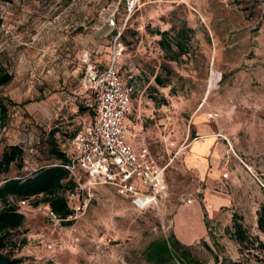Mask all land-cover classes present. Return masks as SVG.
<instances>
[{
  "label": "rangeland",
  "instance_id": "obj_1",
  "mask_svg": "<svg viewBox=\"0 0 264 264\" xmlns=\"http://www.w3.org/2000/svg\"><path fill=\"white\" fill-rule=\"evenodd\" d=\"M110 15L122 23L124 0H0V68L12 75L0 86V160L10 145L23 149L0 185L54 163L52 141L69 154L75 132L93 121L95 102L80 80L87 63L110 56ZM183 29L190 31L177 47ZM121 40L132 140L165 166L167 196L137 211L100 185L69 224L50 218L41 195L10 199L25 218L11 231L19 264H264L256 224L264 201V0H140ZM204 128L213 144L200 172L186 157L206 139ZM205 194L227 202L212 209ZM235 214L244 244L232 233Z\"/></svg>",
  "mask_w": 264,
  "mask_h": 264
},
{
  "label": "built area",
  "instance_id": "obj_2",
  "mask_svg": "<svg viewBox=\"0 0 264 264\" xmlns=\"http://www.w3.org/2000/svg\"><path fill=\"white\" fill-rule=\"evenodd\" d=\"M139 2L124 0L126 16L122 23L115 15L106 19L107 25L115 29L107 63L103 68L87 63L82 73L80 85L94 98L96 115L91 125L78 130L70 140L69 162L64 167L75 188L68 195L72 210L68 219L84 213L93 189L100 185L112 186L137 211L154 207L167 196L165 166L159 165L145 143L135 148L127 142L132 89L121 72L126 49L121 36ZM207 116L214 119L217 114ZM221 176L226 179L228 173L223 172ZM191 201L187 199V203ZM47 211L50 218L57 220L49 209ZM45 248L53 250L54 247L46 243Z\"/></svg>",
  "mask_w": 264,
  "mask_h": 264
},
{
  "label": "trees",
  "instance_id": "obj_3",
  "mask_svg": "<svg viewBox=\"0 0 264 264\" xmlns=\"http://www.w3.org/2000/svg\"><path fill=\"white\" fill-rule=\"evenodd\" d=\"M190 29L178 31L173 38L177 47L182 46V39L186 38V32ZM161 42L164 41L168 32H162ZM170 48V42L167 43ZM174 59V57H173ZM12 75L0 68V86L7 84ZM155 82L163 85L160 77L155 76ZM8 100V99H7ZM0 112H6V106L0 99ZM51 154L54 163L49 166H43L36 170L28 177L7 178L0 185V202L3 208L0 210V264H19L21 258L14 254V250L18 249L19 241L13 238L11 231L17 230L24 224V215L19 212L17 206L9 200L27 201L30 198L42 196L40 199L45 203V207L54 215L55 219L61 222L71 223L68 217L72 214V210L68 205V195L74 191L75 184L70 176L69 171L64 167L69 162V154L58 148L52 141ZM23 149L18 145L8 146L2 153L0 160V173L8 172L10 166L15 164L22 158ZM240 217L236 214L232 218V233L239 244H244L248 239L247 232L239 221ZM257 229L264 234V201L257 210L256 219ZM257 239V238H255ZM161 250L170 253L171 249L166 241L157 243ZM261 249L264 244L258 241ZM152 256L150 257V259ZM149 259V260H150ZM229 264H242L240 261H231Z\"/></svg>",
  "mask_w": 264,
  "mask_h": 264
},
{
  "label": "crops",
  "instance_id": "obj_4",
  "mask_svg": "<svg viewBox=\"0 0 264 264\" xmlns=\"http://www.w3.org/2000/svg\"><path fill=\"white\" fill-rule=\"evenodd\" d=\"M107 61L104 63V65H96L99 68H103L106 65ZM88 93V92H87ZM89 96L94 99L92 97V95L90 93H88ZM95 102V100H94ZM95 115H96V103H95V114L93 117V121L95 119ZM93 121L88 124L87 126L83 127L87 128L89 125H91L93 123ZM129 122V120H128ZM81 130V129H79ZM203 136L206 138L205 140H201V141H195L194 143H192V145H190L191 147H189V151L187 152V157H186V162L189 166L194 167L196 169H198L200 172H202L205 168V162L206 160L204 159L205 155H208L211 152V146L213 144V140L211 138H209V131L207 132L206 128L203 129ZM78 131V130H77ZM76 133V132H75ZM208 135V136H205ZM197 138H195L196 140ZM127 142L131 145H133L135 148H139L143 143H141L140 145H137L134 140H132V133L129 129V133H128V138H127ZM145 145L148 147V145L145 143ZM149 149V147H148ZM150 151V150H149ZM151 153V152H150ZM152 155V154H151ZM203 200L207 202V204L212 208L215 209L218 205L223 204L225 202H227V199L225 198H220L211 194H205L203 196ZM193 209L195 212H198V205L195 203L193 205ZM193 231V230H192Z\"/></svg>",
  "mask_w": 264,
  "mask_h": 264
}]
</instances>
